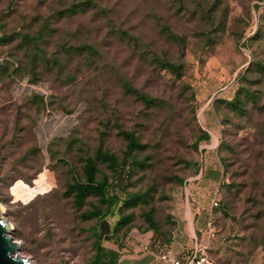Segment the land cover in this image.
Listing matches in <instances>:
<instances>
[{"label":"rangeland","instance_id":"obj_1","mask_svg":"<svg viewBox=\"0 0 264 264\" xmlns=\"http://www.w3.org/2000/svg\"><path fill=\"white\" fill-rule=\"evenodd\" d=\"M83 1L0 0V37L12 38L0 43L9 61V78L0 76V205L18 253L31 264H90L99 246L155 239L149 216L167 242L188 185L211 166L222 176L220 205L207 202L217 232L211 254L219 264H264V0H93L86 14L68 13ZM84 46L95 53L76 52ZM157 58L181 65L180 74ZM22 81L48 85L59 107L82 113L50 153L37 151L32 132L29 103L40 95L15 100ZM237 96L240 115L228 105ZM125 131L144 150L128 158L124 187H109L111 207L95 197L78 206L68 186L84 181V162L100 149L124 162ZM97 166L98 180L114 184L107 164ZM108 207L107 218L83 217ZM122 215L131 222L116 234Z\"/></svg>","mask_w":264,"mask_h":264},{"label":"trees","instance_id":"obj_2","mask_svg":"<svg viewBox=\"0 0 264 264\" xmlns=\"http://www.w3.org/2000/svg\"><path fill=\"white\" fill-rule=\"evenodd\" d=\"M91 7H94L93 0H86V1L80 2V4L77 6H71L67 10H68V13H71V14L77 13L78 10H81L83 13L86 14L88 11L91 10ZM114 34L118 39L126 41L127 43H134V42H135V44L138 43V40L135 39V37H133L128 31L116 29L114 31ZM10 39H12V38H10V37L6 38L5 36H2V37H0V43L1 42H3V43L9 42ZM171 39L174 42H177L176 44H178V45L184 44V42L178 43L179 39L176 36L172 35ZM76 52H79V53H83V52L95 53V49L88 47V46H84V47H79ZM157 64L160 65V67L163 70L170 71L171 73L177 74V75L180 74L181 65L178 66L177 64L172 63L171 61H169L167 59L161 60L159 58H157ZM8 65H9V61L6 62L4 65H0V76L4 75L7 78H9V76L6 75L9 72V66ZM125 89L127 91L131 92L133 95H135L137 97V99L140 100L145 106L151 107L152 105L155 104L154 98L133 89L127 83L125 84ZM51 98L53 100L49 104H46L42 97L34 96V97H32V102L29 103V105L31 107H33L34 111H35V120L33 123L32 132H33L36 148H37V151L39 153L40 152L43 153V151L39 147L35 133H34V128H35V125L37 123L38 118L43 113L47 112V110L63 111L65 113H69V114H71L77 110V109L64 110L62 107H59V105L57 103V101H58L57 99L53 98V96H51ZM241 104H242V100H241L240 96H237L233 102L228 103L230 108L233 111L238 112L239 115H240L241 109L243 107ZM81 114L82 113H80V115ZM80 115L78 118L79 120H80ZM76 126L72 129L71 133L66 138L58 139V140L54 141L49 146L47 153H50L52 151L53 147L57 143H59L63 140H66L72 134V132L74 131ZM122 135L127 142L126 159L124 162L119 163V161L115 155L100 149L97 152L95 158H91V157L86 158V160L84 162V166H83L84 181H74L71 185L68 186V188L66 190V195L69 197H74L75 202L78 206L82 205V203L85 202V200L87 198L95 197V198H99L101 200V203L104 206L107 205V206L111 207L112 201L109 198H107V193H108L109 187H112V188L115 187V188H121V189L124 187L125 182H126V177H127L125 171H126V168L128 166V158L133 157V155L136 152H140V151L144 150V145L139 141L136 134L133 132L125 131L122 133ZM209 139H210V135L206 132H203V136L201 137V140L208 141ZM97 161H100L104 164H107L109 169L112 170V172L114 173V184L113 183L110 184L107 179L100 180V181L98 180L99 172H98ZM30 180H35V178L32 177V178H30ZM218 192H219V190H218ZM218 192H217V194H218ZM109 207L107 208V210L105 212L99 210L98 212H95V213L92 212V213L85 214L83 217L85 220H90V219H93V218H96L99 216L101 218H107L108 216L111 215V211H110L111 209ZM214 208H216V207H214ZM214 215H215V212L213 210V217H212L213 220L212 221L214 223V227H216L215 222H214ZM147 221L149 223V229L152 230L153 232H155V234H156L155 239H153V238H152V240L148 239L149 250L156 253V255H158V256L163 254V253L169 252L171 250V244L173 242V237L175 234V230L177 228V218L173 219L174 229L172 231L171 238L167 242H165V241L162 242L160 240V238L164 240L165 235L158 234V231H159L158 226H157V224H155L153 218L151 216H149ZM129 222H131V217L122 215L121 219L118 222L117 227L115 228L116 234L119 233V230ZM128 242L129 241H127V243L124 246H120V247L118 246V247L120 249H124L126 247V245L128 244ZM189 250H192V249H189ZM208 251H209V254L213 257V255L211 254V252H212L211 249H208ZM119 258H120L119 252L114 251V250L108 251V250L99 246L98 250H97V254L94 256V258L90 264H118ZM216 262L219 264V262L217 260H216Z\"/></svg>","mask_w":264,"mask_h":264},{"label":"crops","instance_id":"obj_3","mask_svg":"<svg viewBox=\"0 0 264 264\" xmlns=\"http://www.w3.org/2000/svg\"><path fill=\"white\" fill-rule=\"evenodd\" d=\"M80 113V110L71 114L52 110L43 113L38 118L34 128L37 143L41 150L47 153L49 146L54 141L66 138L78 124ZM212 169L211 166H207L201 172L200 181L188 185L186 189L187 204L183 211L180 209L176 213L177 228L170 251L177 257L181 256L184 251L192 249L196 244L206 245L209 249L212 248V240L208 238L206 230L209 221L213 218L210 214V204L207 206V202L212 197H214L213 201L216 198L217 184L222 177L219 173L220 170L215 168L214 172H211ZM148 245V238H135L133 241H129L124 249L117 246L116 249L112 248V250L120 254L118 264H165L159 261L156 253L149 250Z\"/></svg>","mask_w":264,"mask_h":264},{"label":"built area","instance_id":"obj_4","mask_svg":"<svg viewBox=\"0 0 264 264\" xmlns=\"http://www.w3.org/2000/svg\"><path fill=\"white\" fill-rule=\"evenodd\" d=\"M8 61L6 56H0V65H4ZM33 90L44 98L46 104L51 102V92L46 84L32 85L26 81L19 82L15 87V100L18 102L23 100ZM220 200L217 198L213 201V208L219 206ZM207 236L210 240L216 238V229L213 221H209L207 225ZM208 246L196 244L192 250L183 252L179 257L173 255L171 251L158 256L159 261L165 264H218L216 260L209 254Z\"/></svg>","mask_w":264,"mask_h":264},{"label":"water","instance_id":"obj_5","mask_svg":"<svg viewBox=\"0 0 264 264\" xmlns=\"http://www.w3.org/2000/svg\"><path fill=\"white\" fill-rule=\"evenodd\" d=\"M11 225L3 216V208L0 205V264H31L29 259L21 257L19 243L11 236ZM111 225L103 221L101 225V238L109 239Z\"/></svg>","mask_w":264,"mask_h":264}]
</instances>
